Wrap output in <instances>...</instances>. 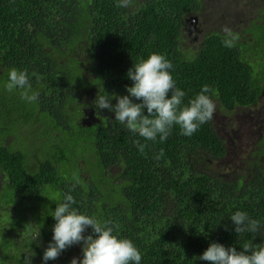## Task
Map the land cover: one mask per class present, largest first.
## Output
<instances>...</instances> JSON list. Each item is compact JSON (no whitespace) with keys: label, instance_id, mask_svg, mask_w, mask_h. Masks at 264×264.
Returning <instances> with one entry per match:
<instances>
[{"label":"trees","instance_id":"16d2710c","mask_svg":"<svg viewBox=\"0 0 264 264\" xmlns=\"http://www.w3.org/2000/svg\"><path fill=\"white\" fill-rule=\"evenodd\" d=\"M203 1L131 0L118 8V0H0V264H25L26 256L44 264L51 215L67 194L80 213L132 240L140 264H209L199 256L212 242L238 251L264 246V131L261 149L226 175L229 138L215 123L220 116L234 130L235 116L262 92L264 71L254 63L264 61V4L250 1L253 22L245 34L232 33V47L225 32L207 27L192 50L187 21L204 11ZM152 53L172 63L184 104L203 85L213 89V119L190 137L174 126L163 142L131 133L109 114L101 124L83 123L88 109L101 120L105 109L99 114L93 104L99 93L128 95V70ZM12 68L29 74L39 92L34 103L6 90ZM137 140L147 145L143 153ZM236 211L258 220L260 230L236 233ZM75 257L83 258L82 244L47 264Z\"/></svg>","mask_w":264,"mask_h":264},{"label":"clouds","instance_id":"9594fccd","mask_svg":"<svg viewBox=\"0 0 264 264\" xmlns=\"http://www.w3.org/2000/svg\"><path fill=\"white\" fill-rule=\"evenodd\" d=\"M130 4L131 0H118L116 6L128 7ZM193 18L197 20V17L189 18L191 24L187 21L188 27L195 26ZM223 30L226 33L224 45L232 47L235 37L227 26ZM172 68V63L165 56L150 54L128 70L127 77L132 81L131 86L126 87L128 95L113 96L110 100L99 93L93 101L96 110L99 114L104 109L113 112L116 121L148 141H156L157 137L161 142L165 141L174 126H179L182 135L192 136L201 125L213 119L216 111V103L212 99L214 91L205 84L194 98L184 104L185 92L176 87L170 72ZM7 75L5 88L8 92L20 90V98L28 103L38 99L39 92L33 90L27 71L12 68ZM32 75L37 77L39 83L38 74ZM113 99L117 101L114 105L111 102ZM252 134L253 137L256 135L255 132ZM134 143L143 153L147 145L138 140ZM75 204L74 197L67 194L63 202L56 205L51 215L56 221L53 237L43 252L44 264L57 259L63 251L77 244H82L83 258L75 257L71 264H140L141 253L132 240L114 235L111 222H102L82 214L73 207ZM230 219L239 235L260 230V222L250 219L246 212L236 211ZM89 228L92 233L85 235ZM199 260L209 264H264V246L253 248L245 243L238 251L235 246L225 247L221 243L212 242L199 256ZM25 264H32V256L25 257Z\"/></svg>","mask_w":264,"mask_h":264},{"label":"rangeland","instance_id":"374dc122","mask_svg":"<svg viewBox=\"0 0 264 264\" xmlns=\"http://www.w3.org/2000/svg\"><path fill=\"white\" fill-rule=\"evenodd\" d=\"M226 3H224V0H204V11L200 13L199 15H195L197 17V20H194L193 22L195 26H190L191 33L189 34L188 39L186 40V43L188 44V47L193 49H197L198 45L197 43L199 39L201 38V34L209 29H216V30H222L224 32L225 26H227L228 29H234L233 23H238L239 20H241L242 23L238 25H249L253 22V16H251V7H250V1L251 0H242L239 2H231V0H225ZM262 4H264V0H260ZM248 3V4H247ZM224 7V8H223ZM209 10V12L207 11ZM218 10L220 12H216L214 10ZM245 9L244 12H242ZM206 10V11H205ZM242 12V13H241ZM241 14L246 15L248 19L246 21H242ZM193 16L189 17L192 18ZM208 27V28H207ZM196 28L198 31H196ZM194 38H197V40H193ZM257 63V66H256ZM264 64V61H263ZM262 61L259 63L255 61V69L256 73H260L264 71V67L262 66ZM258 114L256 113L255 109H246L242 114L236 115L235 118L239 123V126L236 127L234 130H229L227 128L228 121L225 118H221L220 116L215 118V123L217 125L218 132L222 133L223 135L226 133L228 135V132H230V136H226L229 138L228 140V148H229V163L231 164L232 169H228V166H226L225 173L228 175L230 172L234 171L236 172L241 167V161L243 160V155L245 156L247 153L250 152V150L261 149V145L256 146V142L259 139V134L264 131V125L259 124L256 119ZM260 116V115H259ZM260 119H257L264 123V116H260ZM16 118V117H15ZM225 123L226 126L224 128L222 127V123ZM17 124V121H12L11 125L15 127ZM262 126V127H261ZM257 127V128H253ZM256 133L255 136L256 139L251 136L248 139H244V134L247 133ZM20 136L18 138H24L25 136L22 135V131H19ZM11 139V137L9 138ZM12 143L14 146H16L17 141L15 139H12ZM258 144V142H257ZM232 153V155H231ZM228 163V161H227ZM233 179L234 176L232 177ZM39 219V218H37Z\"/></svg>","mask_w":264,"mask_h":264},{"label":"flooded vegetation","instance_id":"af4514ba","mask_svg":"<svg viewBox=\"0 0 264 264\" xmlns=\"http://www.w3.org/2000/svg\"><path fill=\"white\" fill-rule=\"evenodd\" d=\"M235 2H239V1H242V0H234ZM260 1V0H259ZM248 4V3H247ZM245 11V9L242 11V12H244ZM241 12V13H242ZM251 14L253 15V16H255V14H256V10L255 9H253V11L251 10ZM241 16H242V21H246L247 19H248V17H246V15H244V14H241ZM240 23H242L241 22V20H239V22H238V24H240ZM188 24L190 25L191 24V22L188 20ZM250 25V24H249ZM249 25H237V24H235V28H234V30L232 31V33H238V34H240V33H242L243 31H244V29L245 28H248L249 27ZM196 31H198L197 30V28H196ZM191 33V28L190 27H188L187 28V35H189ZM243 34H245V32H243ZM193 40H197V38H194ZM199 41H200V44H201V41H202V38H200L199 39ZM198 41V42H199ZM262 92H261V94H260V96H259V98H258V101H257V103L252 107V109H255L256 110V113L258 114L256 117H257V119H260L261 117L260 116H264V80L262 81ZM89 111V112H88ZM88 113H89V119H83V123H90V122H98L99 124H101L102 123V121L104 120V119H106V118H109V116H108V114L110 115V117H114L115 116V114L113 113V112H110V111H108L107 109H105L103 112H102V114H101V120L100 119H98V116L97 117H95L94 116V114H93V111L92 110H89L88 109ZM260 115V116H259ZM256 119V121L259 123V124H263L264 125V123H262L261 121H259V120H257ZM88 125H91V124H88ZM262 127V126H261ZM255 132V131H254ZM246 136H253V134L252 133H247V134H245ZM222 136V135H221ZM224 136H228L226 133L224 134ZM256 137L257 136H254V138L256 139ZM262 137H263V133L261 132L260 134H259V139H258V143H260V141H261V139H262ZM256 142V143H257Z\"/></svg>","mask_w":264,"mask_h":264},{"label":"crops","instance_id":"0c3cea01","mask_svg":"<svg viewBox=\"0 0 264 264\" xmlns=\"http://www.w3.org/2000/svg\"><path fill=\"white\" fill-rule=\"evenodd\" d=\"M235 24H237L238 25V23H235ZM235 24H233L234 26H235ZM234 29H231V32L233 31Z\"/></svg>","mask_w":264,"mask_h":264}]
</instances>
